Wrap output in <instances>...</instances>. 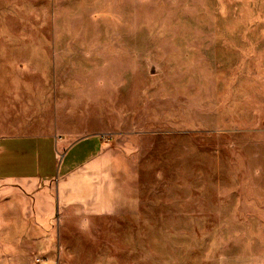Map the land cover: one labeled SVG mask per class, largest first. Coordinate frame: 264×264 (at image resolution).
I'll return each instance as SVG.
<instances>
[{
  "label": "rangeland",
  "instance_id": "374dc122",
  "mask_svg": "<svg viewBox=\"0 0 264 264\" xmlns=\"http://www.w3.org/2000/svg\"><path fill=\"white\" fill-rule=\"evenodd\" d=\"M0 100L65 143L0 264H264V0H0Z\"/></svg>",
  "mask_w": 264,
  "mask_h": 264
},
{
  "label": "crops",
  "instance_id": "0c3cea01",
  "mask_svg": "<svg viewBox=\"0 0 264 264\" xmlns=\"http://www.w3.org/2000/svg\"><path fill=\"white\" fill-rule=\"evenodd\" d=\"M15 114L17 110L9 109V104L0 100V183L19 186L26 195L37 198L34 202L38 204L54 202L50 186L57 153L65 143L58 142L54 135L37 134L35 129L19 125ZM42 207V213L48 212Z\"/></svg>",
  "mask_w": 264,
  "mask_h": 264
}]
</instances>
